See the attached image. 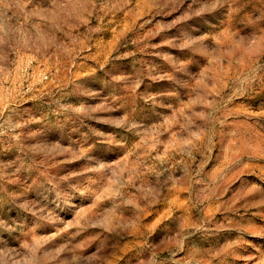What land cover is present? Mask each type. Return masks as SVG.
I'll return each instance as SVG.
<instances>
[{
  "label": "rangeland",
  "instance_id": "obj_1",
  "mask_svg": "<svg viewBox=\"0 0 264 264\" xmlns=\"http://www.w3.org/2000/svg\"><path fill=\"white\" fill-rule=\"evenodd\" d=\"M0 264H264V0H0Z\"/></svg>",
  "mask_w": 264,
  "mask_h": 264
}]
</instances>
